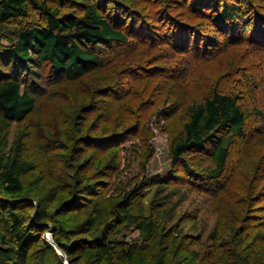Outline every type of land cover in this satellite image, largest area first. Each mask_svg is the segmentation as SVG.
<instances>
[{"label":"rangeland","instance_id":"rangeland-1","mask_svg":"<svg viewBox=\"0 0 264 264\" xmlns=\"http://www.w3.org/2000/svg\"><path fill=\"white\" fill-rule=\"evenodd\" d=\"M96 1L93 0L94 3ZM57 3L60 6L64 4L62 8L65 12L79 13L80 4L77 0H56ZM260 4L264 10V0ZM35 17L40 18L37 12ZM27 20H30V15L5 24L3 36L11 34ZM200 25L203 30H199L198 36L209 44L204 51L208 50L207 47L211 50L206 60L199 59V55L185 57L176 54L162 41L153 45L107 46L100 51L105 61L103 67L72 81L46 83L45 94L38 97L35 110L25 122H0V154L9 153L13 140L22 137L27 147L25 159L35 164V169L24 178L25 188L19 197L30 198L34 205L39 204L40 209L47 211L48 230L37 235L36 239L52 245L56 255L62 258L61 264H105L92 251L83 247L84 241L98 235L110 236L138 248L143 246L145 249L133 255L130 264L196 263L202 255L213 252L209 238L218 227L221 231L223 215L232 220L237 217L235 208L227 206L226 194L231 201L237 202L243 190L249 191L252 184L258 185L260 160H263L264 166V143H258L257 139L262 136H259L258 129L264 123V114L255 112L264 113V47L252 46L247 41L220 47L219 42L224 40L221 33L208 32L203 23ZM230 61L253 67L258 87L254 99L250 96L240 97L242 110L249 112L247 136L241 141L232 140L230 145L227 165L229 178L225 179L227 172L221 178V182H228L230 194L226 190L223 195H211L207 189L190 182L173 167L170 146L173 137L178 135L186 121L188 107L203 103L209 86L226 73ZM162 65L174 69L163 71L160 68ZM94 92L97 96H94ZM116 92L121 94L115 95ZM94 100L95 104H99L94 106ZM84 105L94 108L92 112L85 113V121L79 119L75 112ZM140 112L142 129H145L142 139L141 134L127 135L122 132L130 128L129 121H134L132 115L137 116ZM104 113L109 117L107 120L102 119ZM79 122H83L84 126L83 134L80 135L76 129ZM112 132L125 135L124 140L118 141L120 137L111 143L94 144L102 140L99 138L102 134L110 135ZM66 135L69 139H66ZM47 148L51 158L45 154ZM212 148V145H207L187 154L186 161L195 171L205 172L214 166ZM78 155L83 165L81 174L90 173L94 179L85 184L77 200H73L74 168H79L78 163H72V158L76 159ZM52 167L55 169L48 171L51 174L46 173L45 170H51ZM155 175H163L167 181L172 178V181L149 187L138 197V205L144 206L146 212L154 211L158 221L154 236L151 237L142 234L136 225L114 221L111 213L114 204L121 200L124 193L130 192L144 178ZM54 180L59 181L58 184ZM232 193L236 197L232 198ZM254 195L255 198L258 196V189ZM71 199V210L63 214L61 206ZM257 204H264V200ZM137 208L133 205L130 210L134 212ZM22 210L31 216L34 212L30 205L22 207ZM99 215H102V221ZM87 221L94 225V232L71 236L67 231V235L62 237L64 244L81 250L71 263L53 236L59 234L60 229L72 231L84 226ZM184 247V252L176 253L178 250L183 251ZM44 248L37 241L33 242L29 247L28 264H42L46 252ZM46 254L54 255L52 252ZM259 254L261 257L257 264H264L263 246ZM185 255L188 263L182 260ZM219 256L220 252L216 253V258Z\"/></svg>","mask_w":264,"mask_h":264},{"label":"trees","instance_id":"trees-1","mask_svg":"<svg viewBox=\"0 0 264 264\" xmlns=\"http://www.w3.org/2000/svg\"><path fill=\"white\" fill-rule=\"evenodd\" d=\"M105 1L101 3L97 0L94 3L93 0H77L80 4L79 13L74 14L65 12L62 8L64 4L60 6L59 3L56 4V0H0L1 124L25 122L35 110L38 97L45 94L46 83L72 81L103 67L105 61L100 51L107 46L153 45L162 41L176 54L185 57L199 55V59L206 60L205 57L211 50L207 47L208 50L204 51L209 44L198 36L199 30H203L200 23H203L208 32H219L224 37V40L219 42L220 47L227 44L236 45L242 41H247L252 46L264 47V10L260 4L263 0ZM36 12L40 18L35 17ZM29 15V21L16 27V30L6 37L3 36L5 33L3 34L2 28L5 24ZM238 63L241 62H228L226 73L209 86L203 103L188 107L186 121L178 135L173 137L170 146L173 167L182 172L184 178L190 182L199 184L204 190L207 189L211 195H223L230 189L228 182H221L226 172L225 179L229 178L227 165L230 145L232 140L241 141L247 136L246 121L249 112L242 110L240 97L250 96L254 99L257 93L258 81L254 76V68L240 66ZM165 66L160 68L163 71L174 69ZM111 93L110 90L109 94ZM93 94L97 96L95 92ZM119 94L121 93H115ZM95 103L94 100V106L99 104ZM93 110L92 105H88V108L84 105L79 106L75 112L79 119L85 121V113ZM255 113L264 114L260 111ZM108 118L104 113L102 119ZM132 119L134 121H129L130 128L122 132L127 135L141 134L142 139L145 129H142L141 112L137 116L132 115ZM82 123H76L78 135L83 134ZM74 133L76 134V130ZM116 133L102 134L99 137L102 140L93 142L111 143L120 137L122 138L118 141H123L125 135ZM258 133L259 136L262 135L257 139L258 143H264V123ZM67 135L66 139H69ZM207 145L213 147L211 160L214 166L207 168L205 172H197L189 165L185 156ZM26 151L22 137H16L9 153L0 154V264H28L29 247L36 241L46 249L42 264H61L62 258L56 255L54 247L36 239L37 235H42L48 230L47 211L40 209L39 204L34 205L30 198L19 197L25 188L24 178L35 169V164L25 159ZM48 153L49 148L45 154L51 158ZM72 163H78L79 168H74L76 178L73 200H77L84 185L94 178L90 173L81 174L83 165L79 155L76 159L72 158ZM51 165L54 166L53 163ZM258 167L261 169L258 180L260 187L257 183L252 184V189L243 190L237 202L231 201L230 196L226 194L227 206L235 208L237 217L232 220L223 215L221 231L218 227L209 238L213 252L202 255L199 261L193 264H257L261 257L259 249L264 247V204H257L264 200L263 160H260ZM54 169L52 167L51 170L45 171L49 173ZM169 181H172V178ZM169 181L164 180L163 175L144 178L114 204L112 219L119 223L136 225L142 234L154 236V230L158 226L155 212H146L144 206L138 205V197L145 189L164 182L169 184ZM54 182L58 184L59 181ZM257 189L258 196L255 198ZM232 194V198L236 197V194ZM73 200L63 203V214L71 210ZM26 205L34 209L32 216L26 211L23 212L22 207ZM133 205L138 207L134 212L130 210ZM99 220L102 221V215H99ZM93 226L91 221H87L84 226H78L72 231L60 229L59 234L53 236L69 262L77 259L81 250L64 244L62 240L67 231L71 236L83 235L94 232ZM104 236L98 235L92 240L84 241L83 247L92 251L96 258L105 264H130L133 255L145 249L143 246L138 248L122 240ZM185 250L184 247L183 251L178 250L176 253ZM51 252L54 255L46 254ZM218 252L220 256L216 258ZM182 260L188 263L186 255Z\"/></svg>","mask_w":264,"mask_h":264},{"label":"water","instance_id":"water-1","mask_svg":"<svg viewBox=\"0 0 264 264\" xmlns=\"http://www.w3.org/2000/svg\"><path fill=\"white\" fill-rule=\"evenodd\" d=\"M53 243V241H51ZM54 244V243H53Z\"/></svg>","mask_w":264,"mask_h":264}]
</instances>
